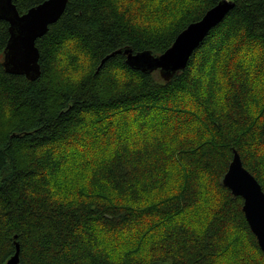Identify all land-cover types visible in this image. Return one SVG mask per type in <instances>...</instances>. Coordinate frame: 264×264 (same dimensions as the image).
Segmentation results:
<instances>
[{
	"label": "trees",
	"instance_id": "obj_1",
	"mask_svg": "<svg viewBox=\"0 0 264 264\" xmlns=\"http://www.w3.org/2000/svg\"><path fill=\"white\" fill-rule=\"evenodd\" d=\"M43 1L13 4L23 15ZM226 1L169 80L122 55L101 62L162 55L221 0H67L36 41L33 82L5 73L0 21V264L16 246L18 264L264 261L242 199L222 184L236 152L264 193V95L250 78L264 83V0ZM88 152L84 173L70 167Z\"/></svg>",
	"mask_w": 264,
	"mask_h": 264
},
{
	"label": "water",
	"instance_id": "obj_2",
	"mask_svg": "<svg viewBox=\"0 0 264 264\" xmlns=\"http://www.w3.org/2000/svg\"><path fill=\"white\" fill-rule=\"evenodd\" d=\"M13 1L15 0H0V11L5 13V15L0 14V21H5L9 25V28H8L9 39L7 41V44L4 49V53H3L2 67L6 74L13 75V76H23L26 78V80L33 82L40 76V66L38 63L39 52H38V49L36 48V41L42 38L47 33L49 26L55 24L60 19V17L65 11L67 0L66 2L65 0H44L41 4L29 9L23 15L18 14L13 4ZM233 7H234V4L232 2H228L224 0L222 5H221V2H219L215 7L209 10L202 17L200 21L188 25L187 28L183 30L175 38L171 47L167 49L160 56L154 57L148 52L133 54L130 49H124V50H118L112 53L111 55L107 56L101 63H103L109 57H113L115 55H122L126 57V63L133 70L140 71L142 73H147V74H150L154 71H158L162 79L169 80L173 75L179 74L186 67V64L191 54L193 53V51L200 45V43L204 40V38L210 32V30L214 28L215 26H217ZM226 8H227V11L224 13L222 18L212 27H208L207 31H205L204 26L208 18L207 14L208 16H217L219 10H223ZM58 9H59V14L54 20L51 19V17H42L45 21L43 23V28L46 29V31H42L40 35L32 36L30 32L21 30L22 29L21 22L25 21L26 17L30 20L37 16H42L41 12H47L49 10L58 11ZM198 25L201 27L197 28ZM189 29H196L198 33H201L200 39L196 41L187 42V43L181 42V47L176 52H173L172 50L176 48L177 40L179 43L180 42L179 38L183 36L184 33L188 31ZM25 39H31L32 46L34 50L36 51L37 59L33 66L35 69L34 71H28V72L20 71L17 65L11 62L9 59L10 50L15 45H17L21 40H25ZM169 53H172V54L169 55ZM138 56H146L148 59L152 61H160V62L156 63L155 66L151 68H147V66L141 67L137 63ZM237 167H239L240 170L247 172L245 168L243 167L238 154L236 152H233L232 161L230 162L228 169L223 176L222 184L225 188H227L231 192V194L234 197H239L242 199L243 201L242 212L244 214V217L246 219V222L251 232L256 237L260 250L264 254V202H261L260 204L254 207L250 201H245L243 196H240L237 194V189L233 187V184L231 181V176H232L231 170ZM247 173L249 174L252 182L256 185V187H258L259 191L262 194H264L258 182L253 178V176L249 172ZM252 182L250 181V183ZM18 254H19V248L18 246H16L15 254L7 261L6 264H18V261H19Z\"/></svg>",
	"mask_w": 264,
	"mask_h": 264
},
{
	"label": "snow or ice",
	"instance_id": "obj_3",
	"mask_svg": "<svg viewBox=\"0 0 264 264\" xmlns=\"http://www.w3.org/2000/svg\"><path fill=\"white\" fill-rule=\"evenodd\" d=\"M117 2H122V0H117ZM222 4H223V0H221V5ZM226 11L227 8L223 10H219L217 16H208L207 14L208 18L206 20L204 30L207 31L208 27H212L213 25H215L222 18V16ZM41 13L42 16H37L30 20L26 17L25 21L21 22L22 24L21 30L30 32L32 36L40 35L42 31H46V29L43 28V23L45 21L42 17H51V19L54 20L59 14V9L58 11L49 10L47 12H41ZM0 14L5 15V13H3L2 11H0ZM199 27L201 26L198 25L197 28ZM200 37H201V33H198L196 29H189L184 33L183 36L179 38L180 40L179 43L177 40L176 48L173 49L172 51L176 52L181 47V42L187 43L191 41H196L200 39ZM171 54L172 53H169V55ZM9 59L11 62L17 65L20 71H24V72L34 71L35 69L33 66L37 59V55H36V51L32 46L31 39L21 40L17 45H15L10 50ZM159 62L160 61H152L148 59L146 56L137 57V63L141 67L147 66V68H151L154 67L155 64ZM231 172H232L231 181L233 187L237 189L238 195L243 196L245 201H250L254 207L260 204L261 202H264V194H262L259 191L258 187H256V185L252 182L247 172L240 170L239 167L232 169ZM250 181L252 183H250ZM208 227H209V235H211L215 231V225L210 224Z\"/></svg>",
	"mask_w": 264,
	"mask_h": 264
},
{
	"label": "rangeland",
	"instance_id": "obj_4",
	"mask_svg": "<svg viewBox=\"0 0 264 264\" xmlns=\"http://www.w3.org/2000/svg\"><path fill=\"white\" fill-rule=\"evenodd\" d=\"M252 59H253V63H254V55H253V58H251V61H252ZM249 72L252 73V68L249 69ZM153 75H154V77H158L159 78L158 71H155L153 73ZM250 78H251L253 91L256 92L257 97L258 96H263L264 95V83H263V79H261L262 77L259 74H253L252 73V75L250 74ZM170 120H174L175 121L176 119L174 117H170ZM184 122L185 121H182L181 123H178L177 127H180V129H182ZM185 126H186L185 127L186 130L190 128V125L188 123L185 124ZM158 130H162V129L157 128L155 130V132L158 131ZM88 153H89L88 155H83V157L69 158L67 162H68L69 165H71L70 167L82 168V170L80 171V174H82L86 170V167L88 165V163H87L88 159L90 157H93L92 153H90V152H88ZM75 159H79L77 163H75L76 162ZM179 173H181V172L178 170V168H174L172 170V178L176 179L178 177ZM73 175H75V173ZM261 260L262 259L258 258V259L255 260V262H253L251 264H264V261L263 260L261 261Z\"/></svg>",
	"mask_w": 264,
	"mask_h": 264
}]
</instances>
